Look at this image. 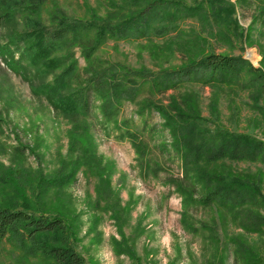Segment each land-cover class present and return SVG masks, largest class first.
I'll list each match as a JSON object with an SVG mask.
<instances>
[{"label":"rangeland","instance_id":"obj_1","mask_svg":"<svg viewBox=\"0 0 264 264\" xmlns=\"http://www.w3.org/2000/svg\"><path fill=\"white\" fill-rule=\"evenodd\" d=\"M55 1L71 19H88L92 11L102 17L112 13L109 0ZM219 1L235 10L225 37L211 36L201 19H188L180 23L178 32L165 37L109 40L91 64L120 63L153 72L174 69L188 60L179 47L193 45L198 36L206 40V53L242 58L264 74V0ZM52 7L48 5L49 10ZM210 21L215 26L213 12ZM76 57L85 79L89 63L79 48ZM258 75L251 71L229 85L185 83L165 93L147 85L109 123L96 100L95 115L81 120L89 140L85 148L90 147L91 153L85 161L83 147L72 141L74 123L36 97L21 77L0 71V202L21 204L27 199L46 216L62 218L71 246L86 264H264V162L219 163L223 174L244 178L253 186L255 193L243 207L185 205L174 184L178 179L187 182L181 153L172 145L164 118L147 108L140 112L146 99L165 105L177 101L196 108L198 126L205 130L264 142V82ZM127 129L147 145L145 162L123 137ZM66 175L72 177L60 187L44 185L45 179ZM190 177L193 194L201 197L208 184L198 180L195 172ZM17 179H23L24 194L14 190ZM39 185L41 194L28 199L31 187ZM0 264L53 263L42 256H27L6 239L0 244Z\"/></svg>","mask_w":264,"mask_h":264},{"label":"trees","instance_id":"obj_2","mask_svg":"<svg viewBox=\"0 0 264 264\" xmlns=\"http://www.w3.org/2000/svg\"><path fill=\"white\" fill-rule=\"evenodd\" d=\"M55 2L0 0V71L21 77L29 83L36 97L74 123L72 141L85 150L81 151L85 161L91 153L90 147L85 148L89 140L85 121L81 120L95 115L96 100L100 101L99 110L104 121L109 123L125 103H134L147 85L161 93L200 81L207 85H229L251 71L258 73V78L264 82V74L244 59L206 53V40L198 36L193 45L189 44L185 49L179 47L180 51L186 52L188 60L186 65L174 69L153 72L120 63L105 67L91 64L109 40L165 37L178 32L180 23L188 19H201L210 27L211 36L225 37L235 10L223 1L193 0L188 4L184 0H109L112 13L102 17L92 11L88 19L69 18ZM49 4L53 5L50 10ZM212 12L216 18L215 26L210 21ZM263 13L262 9L261 15ZM45 14H48L47 19ZM76 48L89 63L84 70L85 79L80 75ZM181 104L172 101L165 105L146 99L140 112L147 108L164 118L173 139L172 145L181 153L185 166L183 178L187 182L184 184L178 179L174 184L183 195L185 205L191 202L236 209L250 203L249 196L255 193L253 186L244 178L223 174L218 166L226 160L264 162V142L248 135L205 130L198 126L200 115L196 108ZM2 122L0 115V125ZM123 125L126 126V122ZM124 134L123 137L132 142L139 159L145 162L147 145L142 137L129 129ZM192 172L198 180L208 184V190L201 197H196L190 187ZM71 177L45 179L44 185L60 187ZM13 186L17 193L24 194L23 179H17ZM41 192L40 185L31 187L28 199L38 197ZM27 201L25 199L21 204L0 202V244L6 239L11 240L27 256H42L53 264H86L71 246L69 230L62 218H50Z\"/></svg>","mask_w":264,"mask_h":264}]
</instances>
